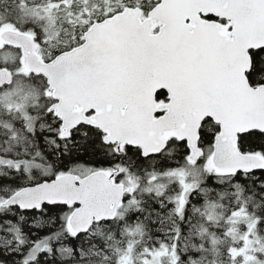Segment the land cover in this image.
Returning <instances> with one entry per match:
<instances>
[{
	"label": "snow or ice",
	"instance_id": "6c2138e0",
	"mask_svg": "<svg viewBox=\"0 0 264 264\" xmlns=\"http://www.w3.org/2000/svg\"><path fill=\"white\" fill-rule=\"evenodd\" d=\"M0 264H264V0H0Z\"/></svg>",
	"mask_w": 264,
	"mask_h": 264
}]
</instances>
